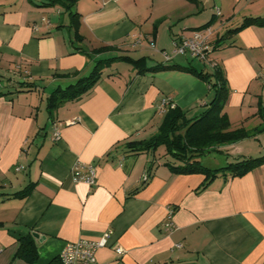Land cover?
Returning a JSON list of instances; mask_svg holds the SVG:
<instances>
[{"label":"crops","instance_id":"1","mask_svg":"<svg viewBox=\"0 0 264 264\" xmlns=\"http://www.w3.org/2000/svg\"><path fill=\"white\" fill-rule=\"evenodd\" d=\"M206 1L77 0L82 40L73 44L61 6L0 0V264H59L64 243L95 240L107 230V245L95 252L101 264H264V163L241 176L218 173L203 186L201 172H173L160 160L148 170L150 153L125 147L156 133L163 98L187 115L212 98L208 84L192 73L145 70L164 61L166 44L173 47L210 22L212 46L244 17L264 15V0H212L211 11ZM103 45L114 49L92 51ZM116 54L144 56L146 63L113 60L90 90L49 115L51 92L87 76L96 59ZM187 57L166 63L184 65ZM209 57L226 80L221 111L232 127L261 129L218 152L234 159L264 154V25H246ZM199 160L211 169L228 163L212 167ZM77 161L94 166V185L73 180ZM27 185L26 196L11 195ZM170 207L172 230L164 226ZM27 236L33 261L19 255Z\"/></svg>","mask_w":264,"mask_h":264},{"label":"trees","instance_id":"2","mask_svg":"<svg viewBox=\"0 0 264 264\" xmlns=\"http://www.w3.org/2000/svg\"><path fill=\"white\" fill-rule=\"evenodd\" d=\"M42 2L43 5L61 6L68 15L69 21L67 27L73 30V44L75 41L79 42L82 40V36L78 30L80 15L75 8L77 0H42ZM249 24L264 25V15L244 17L240 24L226 29L221 36L214 40L212 46L210 44V49L206 51L207 54L204 59L188 56L184 65L174 62L166 63L168 60L164 59V61L156 62L154 65L145 68V70L150 71L175 69L192 73L204 80L208 84L209 90L212 91V98L195 115H187L186 110L174 104L170 105L171 101H169L166 109L162 111V122L154 135L148 139L125 142L127 152L132 154L141 152L150 153L151 160L148 170H150L155 162L160 160L162 164L168 166L173 172H201L205 177L204 186L213 180L218 173L222 172L221 174H229L230 176H241L253 167L264 163V154L259 156H238L234 162H228L225 166L214 169L205 167L199 160L209 150H218L216 148L220 145L254 137L261 130L257 128L246 129L242 126L232 127L227 114L221 111L228 96L226 80L220 66L209 57L211 50L216 48L218 44L225 42L231 35ZM206 26H210V22L205 23L200 28ZM113 49V45H103L93 48L92 51L98 53ZM80 51L87 54L84 50ZM115 59L130 60L137 66L146 63L144 56L132 58L125 54H116L111 57L96 59L92 70L87 76L78 77L74 83L64 88H57L51 92L46 104L49 115H52L62 101L78 98L90 90L100 78L102 69L109 66ZM195 59L201 62L199 66L193 64ZM25 83L27 82H22V85L27 86L28 83ZM160 147L162 151L155 154V151ZM146 175L148 176V173ZM30 189L31 185H27L22 190L11 195L24 197ZM32 244L31 237L27 236L19 248V255L27 258L29 261H33L36 258Z\"/></svg>","mask_w":264,"mask_h":264},{"label":"built area","instance_id":"3","mask_svg":"<svg viewBox=\"0 0 264 264\" xmlns=\"http://www.w3.org/2000/svg\"><path fill=\"white\" fill-rule=\"evenodd\" d=\"M215 12L218 15L219 10L216 7ZM213 33L211 26H206L200 29L192 30L188 36H181L173 41V49L170 53L162 51V56L165 60H170L175 55H187L198 59H204L207 50L210 49V36ZM151 46H154L151 43ZM259 77L264 81V68L261 70ZM169 100L163 98L159 105V110L162 112L168 106ZM170 105H173L171 102ZM52 139L57 141L60 139V133L56 125H53ZM22 166L15 167L19 170ZM71 176L75 181H83L89 186L95 183V170L91 164H83L75 162L71 168ZM143 179L147 178L146 173L142 175ZM173 209L168 208L167 219L164 223L165 228L172 230L174 225L171 221ZM110 231H105L98 239L80 238L76 241L64 243L62 249L57 255L59 264H101L96 260L95 252L98 248L106 246ZM115 251L118 254H123L124 250L121 247H116Z\"/></svg>","mask_w":264,"mask_h":264},{"label":"rangeland","instance_id":"4","mask_svg":"<svg viewBox=\"0 0 264 264\" xmlns=\"http://www.w3.org/2000/svg\"><path fill=\"white\" fill-rule=\"evenodd\" d=\"M205 8L207 9V10H209V11H211L212 9H211V5H212V0H207L206 2H205ZM172 27H175V26H172ZM175 28H177V27H175ZM167 31V30H166ZM166 31H165V33H166ZM176 31H178V29H176ZM164 38V42H167V40H168V42H169V36H168V33H166L165 34V36L163 37ZM164 49L168 52V53H170L171 51H172V49H173V47H172V45H170L169 43L168 44H166L165 45V47H164ZM154 55V54H153ZM155 58H159L158 56H156V53H155ZM176 59L177 60H183L184 61V57L182 58V57H176ZM47 132H48V134H51L50 132L52 131V130H50V127H48L47 128V130H46ZM216 149H219V147L218 148H216ZM162 151V148L160 147V148H158L156 151H155V154H157V153H159V152H161ZM199 159H201L202 160V163H205V164H211L212 165V167H218V166H221V165H223L226 161L227 162H234V160L236 159H234L233 158V156H231L230 155V153L229 152H218V150H209V153L208 154H206V155H204V156H202V158L200 157Z\"/></svg>","mask_w":264,"mask_h":264}]
</instances>
